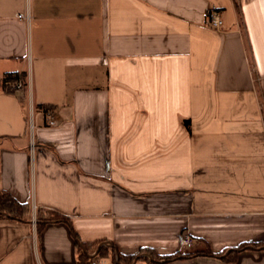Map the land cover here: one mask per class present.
Returning a JSON list of instances; mask_svg holds the SVG:
<instances>
[{"label":"crops","instance_id":"crops-1","mask_svg":"<svg viewBox=\"0 0 264 264\" xmlns=\"http://www.w3.org/2000/svg\"><path fill=\"white\" fill-rule=\"evenodd\" d=\"M11 72L0 191L32 211L0 219V264H79L73 233L104 264H264V0H0Z\"/></svg>","mask_w":264,"mask_h":264},{"label":"trees","instance_id":"trees-1","mask_svg":"<svg viewBox=\"0 0 264 264\" xmlns=\"http://www.w3.org/2000/svg\"><path fill=\"white\" fill-rule=\"evenodd\" d=\"M1 86L3 88V90L6 93H10L12 94V92L15 90L13 88L14 84L21 82L22 84V88H26L27 86V73L25 72H11V73H6L1 77ZM44 111H52L54 108L52 107H47V106H43L41 107ZM39 108V109H41ZM190 124L189 120H185L184 122V126L188 127ZM31 211H32V207L30 204H23L20 203L16 198H14L10 193L6 192V191H0V219H11V220H18V221H23L26 222L29 220L30 216H31ZM62 220V221H68L64 218H60L59 215L57 216L56 214H54L51 211L48 210H42V209H38L37 210V216H36V220L38 221V230L41 229L45 223H48L50 221H58V220ZM72 235L75 236V241L77 244V247L79 249V255H78V263L79 264H90V262L93 259H101L103 257V255L106 254L107 248L105 247H99L98 245H96V249L94 250L96 252L95 255L91 256L90 252V248L85 246V244L81 243L78 236L73 233ZM256 247L258 246H264V244H259V245H255ZM242 249H245L246 247L243 246L241 247ZM240 249H235L232 252L236 253L238 252ZM151 254L153 256V254L151 253V251L146 250L143 252H140L137 255H131L129 257L123 256L121 254H114L112 256V261L114 262V264H132L134 263V261L136 259H144V260H148V258L145 256V254ZM233 253V254H234ZM210 255H212L211 253H208ZM178 256V255H177ZM176 256V257H177ZM224 258H228V257H224ZM173 257H168L167 260H172ZM152 263H155V261L150 260Z\"/></svg>","mask_w":264,"mask_h":264},{"label":"built area","instance_id":"built-area-1","mask_svg":"<svg viewBox=\"0 0 264 264\" xmlns=\"http://www.w3.org/2000/svg\"><path fill=\"white\" fill-rule=\"evenodd\" d=\"M17 17L19 19H26L28 21H30V15L29 14H18ZM206 25L211 29H215L217 31L223 30L224 28V18L222 15V12L215 8V7H211V9H209V11L207 12V18H206ZM13 88L15 90H20L22 89V84L21 82H18L16 84H14ZM46 120H48V124L50 126H54L56 124L54 117H53V113L51 111H45L44 113ZM34 128L33 123H29L28 125V129L29 132H32ZM193 244V240L190 236H185L182 239V246L189 248L192 247ZM90 264H104L103 261L99 258L97 259H93Z\"/></svg>","mask_w":264,"mask_h":264}]
</instances>
